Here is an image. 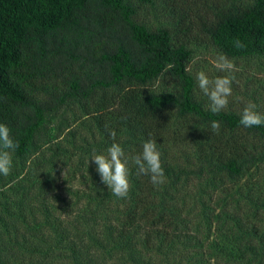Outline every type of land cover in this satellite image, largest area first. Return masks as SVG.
<instances>
[{"label":"trees","instance_id":"1","mask_svg":"<svg viewBox=\"0 0 264 264\" xmlns=\"http://www.w3.org/2000/svg\"><path fill=\"white\" fill-rule=\"evenodd\" d=\"M212 2L196 26L175 13L172 27H151L138 11L156 0H0V123L19 142L10 175L0 174V264H49L61 245L88 264L93 249L170 264L179 240L203 246L229 205L234 227L196 264H264V125L245 128L233 110L213 114L186 71L194 48L176 39L192 25L217 53L264 59V0ZM72 105L79 115L63 118ZM149 138L165 183L130 164V191L114 196L93 153L119 143L135 156ZM190 180L205 184L207 200H186Z\"/></svg>","mask_w":264,"mask_h":264},{"label":"rangeland","instance_id":"2","mask_svg":"<svg viewBox=\"0 0 264 264\" xmlns=\"http://www.w3.org/2000/svg\"><path fill=\"white\" fill-rule=\"evenodd\" d=\"M226 0H156V7L152 8L148 5L140 6L138 11V16L142 19L147 25L151 27L155 26H165L172 27V24L175 25V21L171 17L177 13L176 17L179 18L181 13L185 15L186 20H190L194 26H196V21L198 19V14L204 12L206 5ZM175 22V23H174ZM192 25H182L181 29L184 31V34H176V39H184L189 41L191 47L194 48L195 54L193 59L189 63L190 73L195 77L197 72L203 70L209 76V78H215L218 76L229 75L233 76L234 80L231 85L232 87V96L229 97V103L226 109L224 110H233L236 113L240 114L245 106V104L250 100L257 105V111L264 113V59H230L234 65L235 70L232 72H224L218 70L213 61L215 60L217 53L213 50L207 43L205 36ZM186 27L185 30H183ZM180 29V26L178 30ZM197 81V80H196ZM197 94L201 97L208 99L198 88L197 85ZM80 107L74 105L66 108L61 113L62 117L65 119H76V115H79ZM62 117L57 121H52L53 124H58ZM71 121V120H70ZM75 140V143L79 144V140ZM249 142H251L248 139ZM75 158V157H74ZM88 161V158H87ZM97 166L94 165L96 169ZM70 184V182H69ZM103 184V183H102ZM260 186H263L261 189L264 192V182H259ZM77 185V184H76ZM104 185V184H103ZM106 186V185H104ZM84 187V186H83ZM205 184L198 182L196 180L186 181L181 185V188L186 193V200L196 204H200L203 200H207L208 196L205 194ZM77 188L82 189V186L77 185ZM85 188V187H84ZM107 188V186L105 187ZM110 191V189L107 188ZM111 192V191H110ZM46 199V198H45ZM43 200V202L45 201ZM40 203V202H39ZM228 203V202H227ZM225 203V204H227ZM68 204V203H66ZM71 205L67 206L69 208ZM114 209H120L116 207ZM226 210V211H225ZM224 211V215L221 216L219 222L213 221V227L210 232V238L208 241L204 242L203 246H194L190 241L185 238H181L177 243L176 250L170 256V264H196L199 262V257L207 250L206 247L212 239L220 240L223 236L234 227V221L232 217V212H236L229 205ZM217 213V210L216 212ZM95 229V228H94ZM96 231V230H95ZM203 229H199L195 232V237L200 236ZM97 232V231H96ZM99 232V230H98ZM81 233V232H80ZM52 238H56L53 233H50ZM192 238V237H191ZM188 241V242H187ZM190 242V243H189ZM87 243V242H86ZM232 242H228L225 245L231 248ZM51 256L52 260L49 264H83L89 263L88 258L83 254L79 256V259L82 261L74 260L73 254L71 252L72 248L70 246L61 245L58 246ZM69 247V248H68ZM89 251V249L87 248ZM191 253L193 255H191ZM89 255L93 258V264H134L131 263L128 259V256L124 252L113 253L112 256H108L103 253L102 250L94 251L91 250ZM191 255V256H190ZM144 254L141 253L138 255V258L143 257ZM187 257V258H186ZM185 258V259H184ZM143 259V258H142ZM49 260V259H48ZM133 262V261H132ZM211 263H213L211 261Z\"/></svg>","mask_w":264,"mask_h":264},{"label":"clouds","instance_id":"3","mask_svg":"<svg viewBox=\"0 0 264 264\" xmlns=\"http://www.w3.org/2000/svg\"><path fill=\"white\" fill-rule=\"evenodd\" d=\"M235 45L244 47L239 40L235 41ZM213 64L220 71L235 70L234 63L223 53L217 54ZM188 70L190 68H186V71ZM196 80L199 90L208 98V109L213 114H218L227 108L229 97L232 96L233 76L209 78L205 71L201 70L197 72ZM239 123L245 128L262 126L264 113L257 111V105L249 100L240 113ZM210 126L214 132H219L218 121H212ZM111 136L115 139V132H112ZM18 147L19 142L12 138L11 129L6 124L0 123V174L5 177L12 171L13 153ZM90 160L97 166L96 171L101 182L118 198L127 197L130 191V164L136 167L137 174L149 176L153 185H162L166 181L161 164V152L157 141L152 138L142 143V151L135 156L127 155L121 144L112 143L106 152L99 154L94 152Z\"/></svg>","mask_w":264,"mask_h":264}]
</instances>
